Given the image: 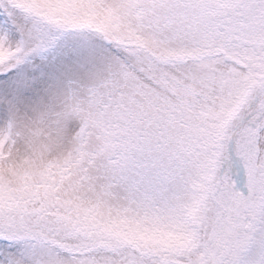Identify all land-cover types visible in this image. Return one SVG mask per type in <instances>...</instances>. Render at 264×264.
I'll use <instances>...</instances> for the list:
<instances>
[{
	"label": "snow or ice",
	"instance_id": "6c2138e0",
	"mask_svg": "<svg viewBox=\"0 0 264 264\" xmlns=\"http://www.w3.org/2000/svg\"><path fill=\"white\" fill-rule=\"evenodd\" d=\"M0 264H264V0H0Z\"/></svg>",
	"mask_w": 264,
	"mask_h": 264
}]
</instances>
